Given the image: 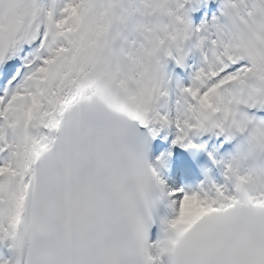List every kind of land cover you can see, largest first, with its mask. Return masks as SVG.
<instances>
[{
  "label": "snow or ice",
  "instance_id": "1",
  "mask_svg": "<svg viewBox=\"0 0 264 264\" xmlns=\"http://www.w3.org/2000/svg\"><path fill=\"white\" fill-rule=\"evenodd\" d=\"M0 264H264V0H0Z\"/></svg>",
  "mask_w": 264,
  "mask_h": 264
}]
</instances>
